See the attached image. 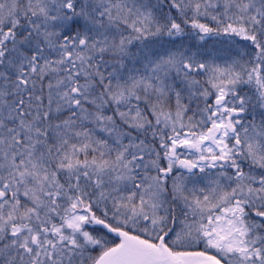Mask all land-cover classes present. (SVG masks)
<instances>
[{
    "label": "snow or ice",
    "instance_id": "snow-or-ice-1",
    "mask_svg": "<svg viewBox=\"0 0 264 264\" xmlns=\"http://www.w3.org/2000/svg\"><path fill=\"white\" fill-rule=\"evenodd\" d=\"M0 264H264V0H0Z\"/></svg>",
    "mask_w": 264,
    "mask_h": 264
}]
</instances>
